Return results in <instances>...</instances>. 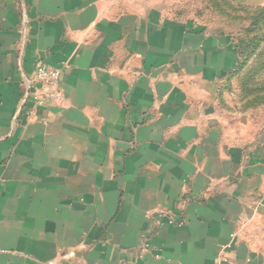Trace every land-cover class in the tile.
Masks as SVG:
<instances>
[{
	"label": "crops",
	"instance_id": "crops-1",
	"mask_svg": "<svg viewBox=\"0 0 264 264\" xmlns=\"http://www.w3.org/2000/svg\"><path fill=\"white\" fill-rule=\"evenodd\" d=\"M236 53L153 0H0V264H264ZM38 60L61 106L23 102Z\"/></svg>",
	"mask_w": 264,
	"mask_h": 264
},
{
	"label": "rangeland",
	"instance_id": "rangeland-1",
	"mask_svg": "<svg viewBox=\"0 0 264 264\" xmlns=\"http://www.w3.org/2000/svg\"><path fill=\"white\" fill-rule=\"evenodd\" d=\"M232 1L235 6L238 5L246 8L252 6L253 9L255 6L264 7V0L257 4L248 2L251 0ZM153 2L162 13L165 12L167 16H171L174 19L188 20L189 23L196 25L200 31L202 30L210 34H221L223 36L229 35L232 37L247 36L245 33L251 18L250 12L254 11L251 9H248L249 11L246 9L238 10L235 9V7H232L234 9H231V7L227 8V6H224L226 7V13L223 14L214 8L213 3L215 0H153ZM241 61H245L243 57H241ZM262 64H264V52L259 60L254 61V64H252L251 61V65L248 63L249 67L241 70L237 75L232 76V79L230 80V87L226 85L227 87H224L222 90L221 97L225 98V101L228 98L229 101H235L237 111H244V109L247 108L243 106L244 102L253 97V95H247L246 93V100L241 99V97H243V91L241 88L243 81L245 78H250V76L254 74L253 72L262 67ZM230 104L232 106L233 103L231 102ZM250 105L251 106L248 107V110L251 108L253 110L252 113L251 110L249 113L256 121V124L259 125L260 121H258V118H261L262 121L264 120V108H260L262 107L260 103H250ZM223 107V111H229L225 104Z\"/></svg>",
	"mask_w": 264,
	"mask_h": 264
},
{
	"label": "trees",
	"instance_id": "trees-1",
	"mask_svg": "<svg viewBox=\"0 0 264 264\" xmlns=\"http://www.w3.org/2000/svg\"><path fill=\"white\" fill-rule=\"evenodd\" d=\"M214 8L223 14L226 13V7L241 10H254L250 12V22L248 28H246L247 36L243 37H232L233 44L235 50L238 55V66L236 71L230 76L237 75L241 70L249 67L248 63L251 65L254 64V61L259 60L264 52V7H241L233 3L232 0H215L213 3ZM248 10V11H249ZM247 13V11H246ZM241 57L244 58L245 61H241ZM254 74L250 76V78L243 81L241 86L243 97L241 99L246 100L247 95H253L250 100H246L243 104L245 107L251 106L250 103L256 104H264V64H262L261 68H258ZM232 79V78H230Z\"/></svg>",
	"mask_w": 264,
	"mask_h": 264
},
{
	"label": "built area",
	"instance_id": "built-area-1",
	"mask_svg": "<svg viewBox=\"0 0 264 264\" xmlns=\"http://www.w3.org/2000/svg\"><path fill=\"white\" fill-rule=\"evenodd\" d=\"M62 68L51 66L42 60H38L35 65L33 77L29 82L27 92L24 94L23 102L32 99L36 107H58L64 100L62 89ZM34 110H27L28 115H32ZM7 250L0 247V254ZM74 252H71L73 254ZM228 261L227 258H225ZM49 264H53L52 261Z\"/></svg>",
	"mask_w": 264,
	"mask_h": 264
}]
</instances>
